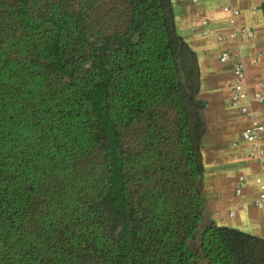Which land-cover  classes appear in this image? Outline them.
Listing matches in <instances>:
<instances>
[{
  "label": "trees",
  "instance_id": "1",
  "mask_svg": "<svg viewBox=\"0 0 264 264\" xmlns=\"http://www.w3.org/2000/svg\"><path fill=\"white\" fill-rule=\"evenodd\" d=\"M200 82L171 0H0V264H264L208 213Z\"/></svg>",
  "mask_w": 264,
  "mask_h": 264
},
{
  "label": "crops",
  "instance_id": "2",
  "mask_svg": "<svg viewBox=\"0 0 264 264\" xmlns=\"http://www.w3.org/2000/svg\"><path fill=\"white\" fill-rule=\"evenodd\" d=\"M171 1L176 31L200 66L198 96L206 102L207 124L202 189L208 213L221 225L264 237V206L256 203L262 192L257 179L264 182V132L259 157L243 138L253 120L264 124V0ZM228 48L234 56L222 62ZM239 62L246 68L251 116L232 100L233 70Z\"/></svg>",
  "mask_w": 264,
  "mask_h": 264
},
{
  "label": "built area",
  "instance_id": "3",
  "mask_svg": "<svg viewBox=\"0 0 264 264\" xmlns=\"http://www.w3.org/2000/svg\"><path fill=\"white\" fill-rule=\"evenodd\" d=\"M227 9V8H226ZM251 36V33H249ZM236 34L232 33L230 37H235ZM234 56V52L228 48L223 51L221 54L220 60L222 62H228ZM234 86H233V103L240 107L241 111L249 116L252 115L250 106H249V96L246 91V68L242 62L235 64L234 70ZM256 97L261 99L260 94H256ZM264 132V124L253 120L248 127L243 131V138L247 141L252 147V153L255 157H259L262 154V151L259 147V140L262 133ZM260 184L261 194L260 197L256 200L258 206H264V182L261 179H257Z\"/></svg>",
  "mask_w": 264,
  "mask_h": 264
}]
</instances>
